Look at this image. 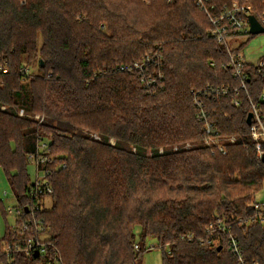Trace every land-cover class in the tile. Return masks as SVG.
Returning <instances> with one entry per match:
<instances>
[{
    "label": "trees",
    "instance_id": "1",
    "mask_svg": "<svg viewBox=\"0 0 264 264\" xmlns=\"http://www.w3.org/2000/svg\"><path fill=\"white\" fill-rule=\"evenodd\" d=\"M236 1L255 16L264 11L263 0ZM208 27L193 0H0V166L18 205L30 203L28 156L40 139L66 164L50 174L51 207L37 214L51 230L47 257L15 252L22 237L6 227L0 263L137 264L153 237L162 264H236L219 218L246 259L264 264V223L241 222L256 215L264 186V161L246 123L249 99L264 117V81L246 61L239 88ZM156 46L163 77L149 91L119 66ZM35 59V72L20 71ZM207 83L239 88L237 106L234 93L204 100L216 128L242 138L225 154L203 142L182 147L204 140L191 90ZM163 144L171 147L160 153Z\"/></svg>",
    "mask_w": 264,
    "mask_h": 264
},
{
    "label": "built area",
    "instance_id": "2",
    "mask_svg": "<svg viewBox=\"0 0 264 264\" xmlns=\"http://www.w3.org/2000/svg\"><path fill=\"white\" fill-rule=\"evenodd\" d=\"M172 1V0H167ZM195 5L201 10L209 23L208 34L210 37L215 39L217 42L223 44L225 47L229 64L232 66L234 71V75L239 79L240 85L239 88L245 89V78L246 75L244 71V63L246 62L244 53L242 50L235 51L234 49L239 45L236 41L238 36L248 35L250 34V21L249 15L254 14L251 11V8L248 4L237 3L236 0H193ZM264 5V0H263ZM255 15V14H254ZM257 20L264 27V11L261 13H257ZM233 40V42L230 41ZM163 62V55L160 52V47L156 46L154 50L146 53L139 60L131 62L126 65H120L119 69L121 71L127 73H138L140 76V84L145 89L152 91L153 85L158 83V81L163 77V73L160 70V66ZM211 64H214L211 62ZM253 65L256 67L257 72L262 75L264 81V56L259 58L256 63L253 62ZM0 70L4 71L5 67L0 65ZM24 74H28V68L23 67L20 70ZM239 88H232L230 86L221 85L214 86L209 83L206 84L202 91L191 90L193 94V104L197 109V120L201 122L202 130H204V141L203 144L212 149V152H219L221 154L226 153L225 142H236V136L230 135L226 138L221 137V131L216 128L213 120L211 119V115L205 106V99L207 100H215L219 97H225L230 93H234L232 97V103L234 105H239L240 99L237 93ZM203 92L205 98L200 97V93ZM261 98L264 99V90L261 94ZM250 101V112L252 113L251 123H250V135L256 146V155L258 158L262 159L264 155V117L262 116L261 106L258 102L249 99ZM0 109H6L5 105H1ZM24 108L18 109V114L20 116H25L27 113ZM34 119L41 122L43 120V116L40 114H35ZM90 137L94 140H100V136H97L96 133L90 134ZM46 139H40L36 146V151L28 156V159L31 160L35 166V175L32 182L29 184V188L27 191V197L30 200V211L33 216L31 219L25 220L23 223V232L29 233L28 231L31 227H33V236L29 240H18L14 244V250L21 251L25 255L33 254L36 250H38L39 255L42 258L47 257L48 255V245H50L49 241H45L42 238H36V235L45 231V225L43 219H37L35 217L34 211H40L43 209V205H41L40 201L44 199V197H51L53 192L52 183L50 180V174L53 173L57 169H61L66 167L65 162L58 161L55 156L51 157L49 155V145ZM190 143H185L182 147L184 149L190 148ZM178 145H174L172 147L173 150H177ZM159 152H163V148L159 149ZM253 207L256 212V215L245 219V223L252 222H260L264 223V202H253ZM28 209V208H27ZM9 213H15V215L21 216L23 209L22 207L17 206L16 208H8ZM28 213V212H27ZM218 224V230L220 229L224 234L227 235V247L236 261V264H260V262L253 260L248 261L243 254L242 247L240 242L234 238L228 229V226L223 224L220 219L216 220ZM22 239V238H21ZM189 239L191 237L189 236ZM134 250L136 252L140 251V246L136 242L134 243ZM155 248L154 245L145 246L144 250L149 251ZM9 247L3 249L5 252L9 251ZM55 256V253L52 254ZM49 257V256H48ZM60 259L56 257L55 262L59 263Z\"/></svg>",
    "mask_w": 264,
    "mask_h": 264
},
{
    "label": "rangeland",
    "instance_id": "3",
    "mask_svg": "<svg viewBox=\"0 0 264 264\" xmlns=\"http://www.w3.org/2000/svg\"><path fill=\"white\" fill-rule=\"evenodd\" d=\"M144 2L148 3V0H143ZM231 42H233L232 39H230ZM236 41L239 44H242V51L244 53V57L245 60L251 63H256L258 61L259 58L264 56V33H260V34H248V35H242V36H238L236 38ZM37 59H35V62L31 65L28 66V70L35 72L36 68H37ZM240 83V82H239ZM220 130V129H219ZM221 131V130H220ZM96 133L97 136H99L97 131H90V134H94ZM230 136L229 134L223 133L221 131V137L226 138ZM236 136V135H235ZM253 140V139H252ZM100 141V140H98ZM204 140L200 139V140H188L184 143H190V147L192 149L195 147H199L202 145V142ZM236 142L240 143L242 142V138L236 136ZM236 142L232 143V142H225V148L226 150H228V147L232 144H235ZM179 144H183V143H179ZM179 144H175V145H179ZM174 146V145H173ZM182 146V145H181ZM164 147V149H170V145H162L161 148ZM246 147V146H245ZM212 150V149H210ZM51 157L55 156L54 154H49ZM27 172H28V177L29 180L32 182L34 179V175H35V166L33 164V162L31 160H28V165H27ZM15 195H13V192L7 182L6 179V174L4 169L0 166V239L3 237L4 232L6 230V227H10L17 236L22 237L21 240H29V238L31 239V236H33V227L30 226V228H28L30 231L29 233H25L23 232V223H25V220L31 219L33 216L31 215V211L30 209V204L25 205L22 204L21 206L18 205L15 197ZM255 199L257 202H264V186L259 189V191L256 192L255 194ZM41 205H43V209H50L51 207V197H44V199H42L40 201ZM17 206L19 207H24L25 210L27 209L28 211H26V213L24 212L23 209V213L21 216L15 215V213H9L8 212V208H16ZM41 209V210H43ZM40 210V211H41ZM28 212V213H27ZM39 211H34L35 213V217L37 219H39V216L37 215ZM45 225V223H44ZM45 227V231L41 232L40 234L36 235V238H42L45 239V241L49 238L50 234H51V230L49 231V227L47 225L44 226ZM134 235H135V240L136 242L139 241V228L136 227L134 229ZM34 237V236H33ZM145 246H149V245H157L156 240L153 237H147L144 240V244ZM8 247V246H7ZM4 247V244L2 246L3 249L7 248ZM2 264V263H0ZM137 264H162L161 262V250L159 248H153L149 251H145L142 255V257L139 259V262Z\"/></svg>",
    "mask_w": 264,
    "mask_h": 264
},
{
    "label": "water",
    "instance_id": "4",
    "mask_svg": "<svg viewBox=\"0 0 264 264\" xmlns=\"http://www.w3.org/2000/svg\"><path fill=\"white\" fill-rule=\"evenodd\" d=\"M249 21H250V34L256 35L260 33H264V27L260 24V22L257 20L254 14L249 15ZM252 118V113L249 112L246 117V123L250 124ZM262 161H264V155L262 157ZM27 210V209H26ZM28 211V210H27ZM220 248V247H219ZM39 255L38 250L34 252V256L37 257Z\"/></svg>",
    "mask_w": 264,
    "mask_h": 264
}]
</instances>
